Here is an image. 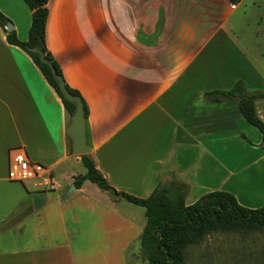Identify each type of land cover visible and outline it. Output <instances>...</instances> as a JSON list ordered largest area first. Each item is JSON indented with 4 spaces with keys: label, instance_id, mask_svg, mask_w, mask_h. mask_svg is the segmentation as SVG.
<instances>
[{
    "label": "crops",
    "instance_id": "1",
    "mask_svg": "<svg viewBox=\"0 0 264 264\" xmlns=\"http://www.w3.org/2000/svg\"><path fill=\"white\" fill-rule=\"evenodd\" d=\"M263 4L48 0L45 46L86 104L88 155L113 188L146 198L160 182L176 180L187 187L186 205L227 191L244 207L264 206V188L259 199L244 200L231 186L242 173L264 168L262 136L246 126L236 99L205 96L237 80L249 92L264 91V60L249 27L251 11ZM0 12L26 41L25 2L0 0ZM69 119L31 57L0 27V264H81L75 253L85 247L127 264L137 247L143 207L114 200L88 180L70 191L86 169H74L81 160L65 134ZM227 140L236 143L232 151ZM17 148L45 174L9 180Z\"/></svg>",
    "mask_w": 264,
    "mask_h": 264
},
{
    "label": "trees",
    "instance_id": "2",
    "mask_svg": "<svg viewBox=\"0 0 264 264\" xmlns=\"http://www.w3.org/2000/svg\"><path fill=\"white\" fill-rule=\"evenodd\" d=\"M31 10V23L26 41H20L14 30L6 31L8 19L0 12V27L6 34V41L21 48L39 68L48 84L61 99L67 113L71 115L74 104L63 98L50 68L42 63L31 49L40 45L45 57L51 62L57 74L62 71L45 46V25L48 15V0H23ZM241 0H229L236 5ZM64 79V78H63ZM68 91L82 100L85 117L87 107L77 90L66 83ZM210 100L236 99L244 119L258 129L264 142V121L258 116L255 101L264 98V91L249 92L244 82L237 80L226 91L212 90L205 93ZM70 147V142H69ZM86 169L85 174L74 177L73 185L80 188L86 180L94 183L112 199H123L145 209V225L139 245L146 264H186V250L200 242L205 236L217 233L249 232L264 229V206L250 209L240 205L235 196L227 191H213L202 195L191 205L185 204L187 187L176 180L160 182L146 198H138L126 192L117 191L98 171L94 161L87 155L80 156Z\"/></svg>",
    "mask_w": 264,
    "mask_h": 264
},
{
    "label": "rangeland",
    "instance_id": "3",
    "mask_svg": "<svg viewBox=\"0 0 264 264\" xmlns=\"http://www.w3.org/2000/svg\"><path fill=\"white\" fill-rule=\"evenodd\" d=\"M256 14L260 15V20L255 19ZM249 18L252 19L249 27L257 33L256 39L258 41V49L256 55L259 59L264 60V28L262 26V22H264V4L260 7V9H258V11L252 10ZM262 101L264 100L259 101V107ZM246 126H250L249 128H251V130L255 134L261 136L258 129L251 125ZM225 145L228 150L232 151L236 146V143L234 140H227ZM242 163L243 162L236 161L235 165L239 166ZM74 169L78 174H83L85 171L82 163H80L79 165H75ZM250 174L254 178L252 176H247ZM244 178L246 179V181L244 180ZM247 178H249L250 180ZM263 178L264 168H254L252 170L246 171L245 173H242L240 177L234 179V181L231 182V186L238 191V193L244 200L253 198L259 199V197H261L260 193L264 188V183L262 180ZM243 180L244 182H242ZM251 181L253 184L248 183ZM250 184L252 185V187H250ZM121 200L124 204H129L125 200ZM130 206L132 205L130 204ZM138 208L140 210H143V208L141 207ZM134 244L137 247L133 249V254L131 253L126 257V263L146 264V260L140 250L139 239L136 240ZM86 245L90 247L89 242H86ZM85 248L81 253H77L75 251V255L77 254L76 258L78 259V262H81V259H89L91 264H116L115 256H110L105 253L102 254L100 253L99 249L94 250L90 248L89 250ZM123 260L125 261L124 258ZM186 264H264V229L249 232H217L209 234L205 236L200 242L193 244L187 248Z\"/></svg>",
    "mask_w": 264,
    "mask_h": 264
},
{
    "label": "water",
    "instance_id": "4",
    "mask_svg": "<svg viewBox=\"0 0 264 264\" xmlns=\"http://www.w3.org/2000/svg\"><path fill=\"white\" fill-rule=\"evenodd\" d=\"M5 27L8 32L13 28L12 24L9 21L5 22ZM31 50L37 53L40 61L50 68L52 77L56 81L63 98L74 104V111L70 115L69 124L65 129V134L70 141L71 153L76 156L89 154L91 149L87 143L86 117L81 98L79 96L71 94L68 91L63 77L56 73L51 62L45 57L44 51L40 45L35 46ZM72 190H75L74 186H71L70 191Z\"/></svg>",
    "mask_w": 264,
    "mask_h": 264
},
{
    "label": "built area",
    "instance_id": "5",
    "mask_svg": "<svg viewBox=\"0 0 264 264\" xmlns=\"http://www.w3.org/2000/svg\"><path fill=\"white\" fill-rule=\"evenodd\" d=\"M45 174V167L29 159L22 148L13 151L10 158L8 179L16 182L38 179Z\"/></svg>",
    "mask_w": 264,
    "mask_h": 264
},
{
    "label": "bare ground",
    "instance_id": "6",
    "mask_svg": "<svg viewBox=\"0 0 264 264\" xmlns=\"http://www.w3.org/2000/svg\"><path fill=\"white\" fill-rule=\"evenodd\" d=\"M247 176H252L251 174L250 175H247ZM247 176H245V177H247ZM255 176V175H254ZM253 177V176H252ZM256 177H259V176H256ZM250 178V177H249ZM249 178H247V179H249ZM254 178V177H253ZM260 179H261V177H260ZM244 180L246 181V179L244 178ZM244 180L242 181V182H244ZM250 180V179H249ZM252 180V179H251ZM248 181V180H247ZM254 181V180H253ZM255 182V181H254ZM248 183H252V181L251 182H248ZM253 184V183H252ZM250 187H252V185L250 184ZM243 188H245V187H243ZM255 189V188H254ZM257 190V189H256ZM255 190V191H256ZM247 191V190H246ZM247 196V195H246ZM254 199V198H253ZM249 200V199H248ZM86 258H88V257H86ZM82 261H81V264H91V262H90V260L89 259H81Z\"/></svg>",
    "mask_w": 264,
    "mask_h": 264
}]
</instances>
